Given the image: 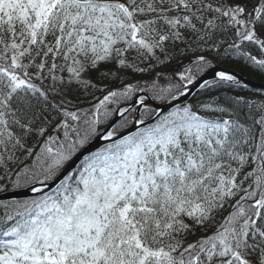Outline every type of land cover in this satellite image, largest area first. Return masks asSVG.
I'll return each instance as SVG.
<instances>
[{"label": "snow or ice", "instance_id": "snow-or-ice-1", "mask_svg": "<svg viewBox=\"0 0 264 264\" xmlns=\"http://www.w3.org/2000/svg\"><path fill=\"white\" fill-rule=\"evenodd\" d=\"M233 57L264 74V0H0V264H264V92H219Z\"/></svg>", "mask_w": 264, "mask_h": 264}, {"label": "trees", "instance_id": "trees-1", "mask_svg": "<svg viewBox=\"0 0 264 264\" xmlns=\"http://www.w3.org/2000/svg\"><path fill=\"white\" fill-rule=\"evenodd\" d=\"M246 48H248L252 52L253 55H257L259 57L260 54L254 47L246 46ZM186 59H187L186 57L177 56L176 58L170 60L166 64L153 67L151 72H146L143 75L137 74L134 77H130V79L132 82H135L137 80H144V79L151 78L152 76L155 75V73L160 72L163 74L162 78L165 80V82H167V77L174 74L175 72L180 71L181 70L180 65L183 62H185ZM216 66L226 69V70L236 72L244 78L254 80L258 83L264 84V74H262L259 70L250 66L247 62H245L244 60L238 57H233L232 59L222 60L216 63ZM219 92L226 93L228 95L252 96L256 93H260L264 91L259 90V89L249 88V87L241 90L239 87H237L236 91L233 92L230 88L225 86L224 88L219 89ZM97 95H99V93ZM206 95L207 93L202 94L199 90L196 94L192 96V98L187 103L194 102L196 99L203 98ZM20 190H23V189H20Z\"/></svg>", "mask_w": 264, "mask_h": 264}, {"label": "water", "instance_id": "water-1", "mask_svg": "<svg viewBox=\"0 0 264 264\" xmlns=\"http://www.w3.org/2000/svg\"><path fill=\"white\" fill-rule=\"evenodd\" d=\"M216 69L217 70H226V69H223V68H220V67H217V66H216ZM231 72H233V71H231ZM233 73H235L244 83H246L247 84V87L253 88V89H259V90H263L264 91V84L258 83V82L254 81V80H250V79L244 78V77L240 76L236 72H233ZM207 78L208 79H212V76L209 75ZM199 90L200 89L198 88V86H193L192 87L191 94L188 95L187 97L181 98V100L180 101H177V103H180V104L187 103L192 98V96L194 94H196ZM149 103L152 106H155V104H156L154 101H149ZM130 104H132L135 107H139V105L136 104L134 101L130 102ZM103 143H105V142L104 141H95L94 142V147H99ZM93 150H94V148H93ZM36 186L37 187H40L39 184H37ZM38 195H39V193H33L30 190H28V189H23V190L16 191L14 194L13 193H9L8 196H7V198H9V199L15 198V199H21V200H23V199H28V198H31L33 196H38Z\"/></svg>", "mask_w": 264, "mask_h": 264}]
</instances>
